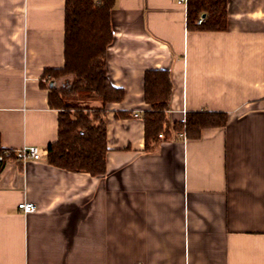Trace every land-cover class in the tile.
I'll return each mask as SVG.
<instances>
[{
    "label": "crops",
    "instance_id": "0c3cea01",
    "mask_svg": "<svg viewBox=\"0 0 264 264\" xmlns=\"http://www.w3.org/2000/svg\"><path fill=\"white\" fill-rule=\"evenodd\" d=\"M227 1L224 32L188 31L178 0L115 1L107 71L125 97L106 107L107 172L95 177L46 157L59 85L45 72L65 64L66 0H0L1 147L43 152L0 174V264H264V0ZM148 70L171 74V125L207 111L226 126L147 149Z\"/></svg>",
    "mask_w": 264,
    "mask_h": 264
},
{
    "label": "trees",
    "instance_id": "16d2710c",
    "mask_svg": "<svg viewBox=\"0 0 264 264\" xmlns=\"http://www.w3.org/2000/svg\"><path fill=\"white\" fill-rule=\"evenodd\" d=\"M116 0H66L65 64L45 72L52 82L70 81L67 87H52L49 103L59 110V137L47 149L48 163L56 168L104 176L107 172L108 104L119 103L125 90L114 86L107 71V52L113 43L111 22ZM205 15L203 22L199 19ZM228 28L227 0H188L187 29L196 32H224ZM146 148L172 133L199 139L210 128H224L226 113L190 112L182 122L170 123L169 110L173 93L167 70H148L144 79ZM90 102H100L93 108ZM123 116H126L124 114ZM16 154L1 147L0 174Z\"/></svg>",
    "mask_w": 264,
    "mask_h": 264
},
{
    "label": "built area",
    "instance_id": "2783aa9c",
    "mask_svg": "<svg viewBox=\"0 0 264 264\" xmlns=\"http://www.w3.org/2000/svg\"><path fill=\"white\" fill-rule=\"evenodd\" d=\"M180 5L187 6L188 0H178ZM203 22V18H200L198 24ZM44 83L49 84V79H44ZM135 117H139V114H135ZM160 138L163 136L160 135ZM16 157L18 160L22 162L27 161H39L43 157V152L35 147V146H25L21 150L16 152ZM19 210H21L24 214L34 213L37 209L36 205L29 202H23L18 205Z\"/></svg>",
    "mask_w": 264,
    "mask_h": 264
},
{
    "label": "water",
    "instance_id": "95a60500",
    "mask_svg": "<svg viewBox=\"0 0 264 264\" xmlns=\"http://www.w3.org/2000/svg\"><path fill=\"white\" fill-rule=\"evenodd\" d=\"M203 18H205V15H203ZM70 86V81L68 80L63 87ZM51 87H53V83L51 84Z\"/></svg>",
    "mask_w": 264,
    "mask_h": 264
},
{
    "label": "rangeland",
    "instance_id": "374dc122",
    "mask_svg": "<svg viewBox=\"0 0 264 264\" xmlns=\"http://www.w3.org/2000/svg\"><path fill=\"white\" fill-rule=\"evenodd\" d=\"M60 82H62V81H60ZM60 82L58 81V85H59L58 87H61V83Z\"/></svg>",
    "mask_w": 264,
    "mask_h": 264
}]
</instances>
